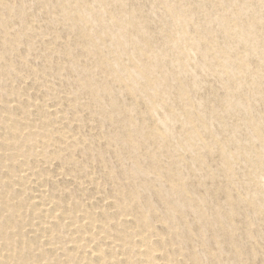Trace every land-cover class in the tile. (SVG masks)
<instances>
[{"label": "rangeland", "instance_id": "1", "mask_svg": "<svg viewBox=\"0 0 264 264\" xmlns=\"http://www.w3.org/2000/svg\"><path fill=\"white\" fill-rule=\"evenodd\" d=\"M0 264H264V0H0Z\"/></svg>", "mask_w": 264, "mask_h": 264}]
</instances>
